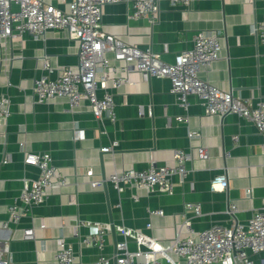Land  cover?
<instances>
[{
    "label": "crops",
    "instance_id": "0c3cea01",
    "mask_svg": "<svg viewBox=\"0 0 264 264\" xmlns=\"http://www.w3.org/2000/svg\"><path fill=\"white\" fill-rule=\"evenodd\" d=\"M41 1L68 12L71 0ZM132 1L102 7L103 31L140 50L150 49L168 64L192 47L196 33H215L222 47L219 58L210 67H201L198 77L252 104L264 99V48L253 32L262 20L264 0H193L189 7L159 0L158 18L152 25L144 19H128ZM78 54L77 40L65 29L48 30L38 40L29 34L20 40H0V95L10 100V115L0 121V243L9 242L11 264H55L61 238L72 247L76 264H96L100 254L115 255V244L122 240L118 227L140 231L167 246L185 218L191 219L197 232L228 227V204L237 207L236 218L242 224L264 207V146L255 126L236 114L205 115L193 95L183 109L170 93L167 78L132 73L130 83L117 89H111L109 81L114 122L95 120L86 100L72 113L65 112L64 98L36 103L34 81L55 79L62 69L75 68ZM106 57L111 59V54ZM176 117L187 120L179 122ZM188 131H198L201 137L189 139ZM114 141L113 150L100 151ZM22 142L26 151L50 153L66 184L26 211L17 225L9 223L2 229L9 220L8 206L19 204L23 181L35 179L38 173L23 165ZM199 145L208 150L206 162L196 156ZM175 150L190 153L191 159L185 164L183 181L173 177L172 195L136 187L118 192L110 182L92 188L84 175L91 170L93 179H104L116 171L144 170L152 161L173 165ZM6 157L9 160L3 163ZM222 174L227 189L212 191V179ZM187 203L199 205L201 215L194 217L185 209ZM149 210L163 214L150 215ZM28 227L34 230V240L23 239ZM99 229L105 231L101 251L83 243ZM182 236L191 234L182 229ZM128 248L135 250V243Z\"/></svg>",
    "mask_w": 264,
    "mask_h": 264
},
{
    "label": "built area",
    "instance_id": "2783aa9c",
    "mask_svg": "<svg viewBox=\"0 0 264 264\" xmlns=\"http://www.w3.org/2000/svg\"><path fill=\"white\" fill-rule=\"evenodd\" d=\"M120 1L71 0L68 12H62L41 0H0V40H20L24 34L38 40L43 39L48 30L65 29L78 42V65L62 69L55 79L41 77L35 80L32 88L35 102L46 104L54 98H64L67 104L65 112L72 113L82 100H86L95 120L107 118L114 122L116 118L109 81L111 89H117L130 83L132 73L167 78L171 84L170 93L183 109L188 107L187 97L193 95L202 103L205 115L224 117L236 114L255 126L264 146V99L252 104L250 100L221 91L198 77L201 67L208 68L218 60L222 48L220 37L215 33L198 32L193 36L190 49L180 52L174 63H164L150 49L140 50L103 31L102 7ZM192 1L168 0L171 5L185 7H189ZM158 13L159 0H134L127 17L144 19L152 25L157 21ZM253 32L264 48V7L262 20L255 25ZM107 53L111 54V59L106 57ZM43 64L50 71L45 57ZM98 91L102 95H98ZM9 115L10 100L6 95H0V121H5ZM176 120L182 122L187 118L176 117ZM75 135L78 137L79 131ZM187 137L200 138L201 134L188 131ZM19 146L23 153V165L36 168L38 173L35 179L23 181L19 204L8 206L9 220L1 224L2 229L8 228L9 223L17 225L26 211L43 204L50 193L59 191L66 184V178L53 164L50 153L26 151L23 142ZM116 146L114 141L100 151L109 152ZM195 153L199 160H209L206 147L197 146ZM190 159V153L175 150L173 165H157L152 161L144 170L116 171L104 179H93L91 170L84 175L89 178L92 188L110 182L118 192L126 187H136L172 195L175 186L172 179L177 176L183 181L187 174L185 164ZM8 160L6 157L3 163ZM227 187V177L223 174L214 177L210 183L212 191L223 192ZM184 207L191 210L194 217L201 215L199 205L187 203ZM148 212L150 215L163 214L161 210ZM237 212L234 204H228L231 220L228 227L212 226L197 232L192 229L191 219L185 218L167 246L140 231L118 227L122 240L115 244V255L111 258L100 254L96 264H112V259L115 264H180L179 261L184 264H264V207L254 211L243 224L237 221ZM182 229L191 236H182ZM104 236L105 231L99 229L89 238H84L83 243L94 245L101 251ZM23 239L34 240L32 227L23 229ZM130 242L135 243V250L128 248ZM10 255L9 242L0 243V264H11ZM55 264H76L72 247L62 238L57 240Z\"/></svg>",
    "mask_w": 264,
    "mask_h": 264
},
{
    "label": "water",
    "instance_id": "95a60500",
    "mask_svg": "<svg viewBox=\"0 0 264 264\" xmlns=\"http://www.w3.org/2000/svg\"><path fill=\"white\" fill-rule=\"evenodd\" d=\"M103 185H105V183H103ZM111 231H112V232L114 231L113 226H111ZM236 264H240V263L237 262Z\"/></svg>",
    "mask_w": 264,
    "mask_h": 264
}]
</instances>
